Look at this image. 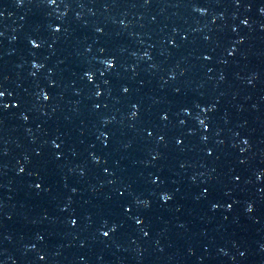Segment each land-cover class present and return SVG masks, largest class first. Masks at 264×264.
<instances>
[{"label":"snow or ice","instance_id":"snow-or-ice-1","mask_svg":"<svg viewBox=\"0 0 264 264\" xmlns=\"http://www.w3.org/2000/svg\"><path fill=\"white\" fill-rule=\"evenodd\" d=\"M105 235H107V233H105Z\"/></svg>","mask_w":264,"mask_h":264}]
</instances>
